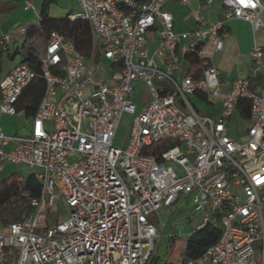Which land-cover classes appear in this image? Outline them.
I'll return each instance as SVG.
<instances>
[{"label": "built area", "instance_id": "2783aa9c", "mask_svg": "<svg viewBox=\"0 0 264 264\" xmlns=\"http://www.w3.org/2000/svg\"><path fill=\"white\" fill-rule=\"evenodd\" d=\"M22 1L24 10H36L34 0ZM168 2L190 0H76L78 11L68 17L87 21L91 57L53 30L39 52L40 74L19 61L0 80V118L21 115L29 126L20 135L0 125V162L24 167L41 184L30 211L0 222V264H151L157 218L182 200L202 217L194 227H219V236L196 258L156 264H264V46L253 44L248 75L227 89L213 62L226 20L264 30V1L198 0L224 10L216 22L196 16L189 31L174 28ZM25 32L22 24L3 32L0 53L12 38L22 46ZM95 51L110 67L106 80L94 78ZM189 53L201 59V75L177 77ZM36 76L45 89L26 118L16 103ZM137 82L149 93L140 106ZM196 94L218 102L219 114L200 113L190 97ZM237 97L249 100L240 138L229 134ZM125 115L129 135L115 145ZM58 197L69 214L50 221Z\"/></svg>", "mask_w": 264, "mask_h": 264}, {"label": "trees", "instance_id": "16d2710c", "mask_svg": "<svg viewBox=\"0 0 264 264\" xmlns=\"http://www.w3.org/2000/svg\"><path fill=\"white\" fill-rule=\"evenodd\" d=\"M49 2V0H45L42 5L38 23L26 26L24 38L28 41L27 44L18 47L15 51V53L20 54V62L28 64L37 74L41 72L38 59L39 52L53 30L71 38L77 50L85 57H91L93 52L92 37L87 21L80 18L70 19L68 15L62 18L51 17L48 14ZM11 6L7 9L8 12L13 9ZM98 56L95 51L94 59ZM184 60L188 63L185 74L191 75L193 78L200 77L201 59H199L197 54H185ZM44 89L45 82L40 76L32 79L23 88L19 96L16 103L17 112H22L26 118L33 116ZM235 113L242 119L249 117V100L247 98H236ZM40 189V182L31 173L2 178L0 180V222L6 223L17 219L21 213L30 211V199L38 196ZM24 192L27 195H24ZM219 233V227H212L209 224L191 228L186 236L184 248L179 252L175 260L198 257L208 245L217 240ZM173 240V238L170 239V241ZM155 256L156 253L151 260Z\"/></svg>", "mask_w": 264, "mask_h": 264}, {"label": "crops", "instance_id": "0c3cea01", "mask_svg": "<svg viewBox=\"0 0 264 264\" xmlns=\"http://www.w3.org/2000/svg\"><path fill=\"white\" fill-rule=\"evenodd\" d=\"M48 5V14L54 18H62L68 14L78 11L75 0H49ZM264 1V0H262ZM45 0H34L36 10L35 11H26L23 9L22 0H0V35L12 28L13 26L22 24L25 26L37 24L39 21L40 10ZM173 3V2H168ZM167 3V4H168ZM166 4V5H167ZM177 4V3H174ZM12 5L13 9L7 11L9 6ZM165 5V9H166ZM181 5V4H179ZM187 7V10H168L173 16V25L177 31H189L196 26V16H201L207 18L211 22H216L221 18L224 7L220 2H215L211 5H206L204 3H198V0H190L189 4L181 5ZM198 6V8H197ZM261 15L264 19V9L261 12ZM223 48L222 50L216 52L213 55V62L219 70V79L222 87L227 89L230 82L237 76H247L250 67V58L249 51L252 48L253 44H259L264 46V30L262 32H254L251 26L239 19H228L223 23ZM27 40L24 38L23 45L27 44ZM19 42L17 39L12 38L8 43V57L13 59L18 56L20 61V54L15 53ZM22 45V46H23ZM21 47V46H20ZM1 57V53H0ZM17 62V63H18ZM188 63L185 60H182L181 67L182 72L176 73L177 77L181 76L184 70H186ZM11 69V68H10ZM9 69V70H10ZM8 70V71H9ZM7 71V72H8ZM6 72V73H7ZM5 73V74H6ZM102 80V79H101ZM138 83V82H137ZM260 82L259 77L252 82V88H259ZM197 95V94H196ZM201 99L205 101L207 111H200L202 114H208L210 116H217L219 114V104L210 103L204 98ZM191 99L193 102H198L195 96H192ZM136 101V100H135ZM192 102V103H193ZM138 106L141 105L142 101H136ZM195 105V103H193ZM195 108L198 109L195 105ZM12 118L10 116H2L0 118V125L3 130L4 126L1 123L4 119ZM249 119V118H248ZM240 120H243L234 113L230 118L229 134L231 135L234 131L236 124H239ZM245 130V129H244ZM243 130V133H244ZM10 133L9 131H5ZM232 136V135H231ZM243 136V134H242ZM241 136V137H242ZM233 137V136H232ZM236 138V137H235Z\"/></svg>", "mask_w": 264, "mask_h": 264}, {"label": "rangeland", "instance_id": "374dc122", "mask_svg": "<svg viewBox=\"0 0 264 264\" xmlns=\"http://www.w3.org/2000/svg\"><path fill=\"white\" fill-rule=\"evenodd\" d=\"M166 9L187 10V7L181 6L178 3H168L166 5ZM20 42L22 44V40H20ZM7 53V51L1 52L0 80L10 68L17 64L19 60L18 56L14 57L13 59L9 58ZM93 66L96 67V70L94 72L95 79L106 80L108 78L110 67L107 62L99 61V57H97L93 62ZM154 84L171 87L168 81H154ZM192 96H195L198 99V102H193V100L191 99V101L195 103L198 110L203 112L207 111L205 101L197 95H191L190 97ZM133 98L136 101H147L149 99L147 88L141 85V83H135ZM239 122V124H236V126H234V132L231 134L236 138H240L242 136L243 130L249 125L250 120L247 118L240 120ZM1 123L4 126L5 131H9L10 133L18 132L20 135H25L29 130L26 119L21 115L14 116L9 119H4ZM128 135L129 116L125 115L119 126L115 145H122L127 139ZM25 173H29V171L22 166L0 162V180L6 176L13 177L14 175L17 176ZM189 205L190 200L188 201V204L184 200H182L177 204V208H173L172 210L163 212L157 218L159 237L155 240V247L156 256H158L159 261L165 259L166 257H168L169 260H175L178 257L179 252L184 248V243L188 231L193 228L195 224L199 223L202 220V217L199 214H196L193 211L192 207H190ZM68 214L69 207L61 197H58L57 199H55L54 204L50 207L49 220H62L66 218ZM171 238H173L174 240L170 241ZM259 244L260 242H254L253 247L256 248L259 246Z\"/></svg>", "mask_w": 264, "mask_h": 264}, {"label": "water", "instance_id": "95a60500", "mask_svg": "<svg viewBox=\"0 0 264 264\" xmlns=\"http://www.w3.org/2000/svg\"><path fill=\"white\" fill-rule=\"evenodd\" d=\"M158 260V256H155L154 258H153V262L151 263V264H156V261Z\"/></svg>", "mask_w": 264, "mask_h": 264}]
</instances>
